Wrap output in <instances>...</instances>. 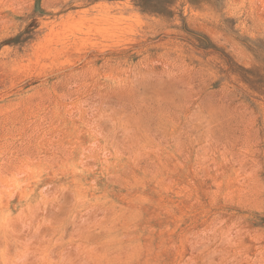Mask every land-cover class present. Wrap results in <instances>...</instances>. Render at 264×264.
<instances>
[{
    "label": "rangeland",
    "instance_id": "1",
    "mask_svg": "<svg viewBox=\"0 0 264 264\" xmlns=\"http://www.w3.org/2000/svg\"><path fill=\"white\" fill-rule=\"evenodd\" d=\"M0 264H264V0H0Z\"/></svg>",
    "mask_w": 264,
    "mask_h": 264
}]
</instances>
